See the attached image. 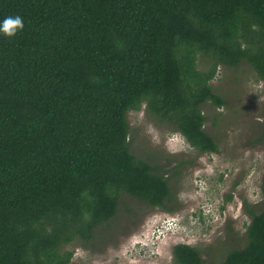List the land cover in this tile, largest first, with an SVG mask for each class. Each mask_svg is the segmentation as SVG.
Returning <instances> with one entry per match:
<instances>
[{
  "label": "trees",
  "instance_id": "obj_1",
  "mask_svg": "<svg viewBox=\"0 0 264 264\" xmlns=\"http://www.w3.org/2000/svg\"><path fill=\"white\" fill-rule=\"evenodd\" d=\"M17 15L23 30L0 33V264H71L124 196L176 213L162 166L131 151L128 114L217 155L203 109L226 106L218 68L264 81V0H0V22ZM244 208L248 244L221 264H264V211ZM172 254L208 264L190 245Z\"/></svg>",
  "mask_w": 264,
  "mask_h": 264
},
{
  "label": "rangeland",
  "instance_id": "obj_2",
  "mask_svg": "<svg viewBox=\"0 0 264 264\" xmlns=\"http://www.w3.org/2000/svg\"><path fill=\"white\" fill-rule=\"evenodd\" d=\"M211 84L226 102L219 110L203 109L205 130L219 144L217 155L197 154L144 108L128 114L132 153L162 166L181 208L165 214L122 197L113 228L99 233L90 248L71 247V264H175L177 244L196 247L208 264H221L230 250L248 244L251 219L244 202L256 214L264 211V81L243 64L218 68ZM181 163L186 165L175 170Z\"/></svg>",
  "mask_w": 264,
  "mask_h": 264
},
{
  "label": "clouds",
  "instance_id": "obj_3",
  "mask_svg": "<svg viewBox=\"0 0 264 264\" xmlns=\"http://www.w3.org/2000/svg\"><path fill=\"white\" fill-rule=\"evenodd\" d=\"M24 28L23 18L19 15L6 17L0 22V33H3L7 37H14L19 31ZM166 225L165 223H163ZM156 235V231L154 236Z\"/></svg>",
  "mask_w": 264,
  "mask_h": 264
}]
</instances>
